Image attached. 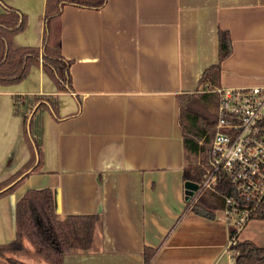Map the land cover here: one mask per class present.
<instances>
[{
  "label": "crops",
  "instance_id": "obj_1",
  "mask_svg": "<svg viewBox=\"0 0 264 264\" xmlns=\"http://www.w3.org/2000/svg\"><path fill=\"white\" fill-rule=\"evenodd\" d=\"M2 1L28 20L13 46L41 47L46 0ZM59 28L72 92L59 91L41 65L21 83L0 85V183L31 158L15 97L44 95L58 107L56 117L41 115L40 170L0 198V245L16 236L17 201L48 188L58 219L98 215L92 247L65 254L63 264H145L146 247L154 250L147 264H232L222 209L210 219L187 199L178 96L195 91L218 62L219 30L230 33L232 49L221 86L264 85V0L70 3ZM23 240L25 251L0 264H51Z\"/></svg>",
  "mask_w": 264,
  "mask_h": 264
},
{
  "label": "trees",
  "instance_id": "obj_2",
  "mask_svg": "<svg viewBox=\"0 0 264 264\" xmlns=\"http://www.w3.org/2000/svg\"><path fill=\"white\" fill-rule=\"evenodd\" d=\"M100 9L106 0H46L45 25L41 47L13 46V36L27 26L28 20L21 10L0 0L3 12L0 13V85L18 84L24 80L32 66L41 65L59 91L72 92L71 62L60 52V15L67 4ZM218 62L211 64L198 80V88L191 94L179 95V118L183 135L184 172L183 179L200 183L209 164V148L214 136L216 122L215 110L218 104L217 94L213 89L220 87L222 62L232 53L230 33L219 30ZM201 104L211 111V117L199 114L196 106ZM14 112L23 118L24 138L30 148V160L14 175L0 183V198L15 191L24 179L40 170L43 164L42 151V112L50 110L58 116L56 101L44 95H22L14 99ZM227 184L219 186L225 191ZM16 236L6 245H0V257L25 251L23 238L26 237L35 249V254L51 264H63L65 254L76 250L86 251L93 245V235L98 215H75L58 219L53 205L52 191L30 189L16 203ZM224 208V201L218 192H203L192 206V211L203 213L213 218L217 210ZM264 219V202L259 211ZM255 219V218H253ZM233 233L230 229L229 235ZM232 264H264V247H258L250 240L237 241ZM154 250L145 248V264L153 256ZM8 264H28L14 257H9Z\"/></svg>",
  "mask_w": 264,
  "mask_h": 264
},
{
  "label": "built area",
  "instance_id": "obj_3",
  "mask_svg": "<svg viewBox=\"0 0 264 264\" xmlns=\"http://www.w3.org/2000/svg\"><path fill=\"white\" fill-rule=\"evenodd\" d=\"M213 91L218 104L209 164L190 203L192 207L208 190L222 197V211L233 230L226 248L233 262L239 254L232 248L238 234L250 220L260 218L264 202V85L220 86ZM223 183L227 188L220 192Z\"/></svg>",
  "mask_w": 264,
  "mask_h": 264
},
{
  "label": "rangeland",
  "instance_id": "obj_4",
  "mask_svg": "<svg viewBox=\"0 0 264 264\" xmlns=\"http://www.w3.org/2000/svg\"><path fill=\"white\" fill-rule=\"evenodd\" d=\"M196 109L199 114H202L207 119L211 117L212 114L211 111H213L212 109L211 110L204 109L201 104H198L196 106ZM189 190L191 191V193L192 192L193 193L192 194L186 193L189 198L188 200H190L191 197H193L194 193L198 190V187H195L194 185L193 189H189ZM239 235L240 236L238 237L240 241L249 239L253 241L258 247H264V219H261V221L259 219L257 220L256 218L250 220L241 230Z\"/></svg>",
  "mask_w": 264,
  "mask_h": 264
},
{
  "label": "water",
  "instance_id": "obj_5",
  "mask_svg": "<svg viewBox=\"0 0 264 264\" xmlns=\"http://www.w3.org/2000/svg\"><path fill=\"white\" fill-rule=\"evenodd\" d=\"M194 185H195V187H198L197 183H194V182L192 183V182L186 181L185 182L186 193L192 194L193 192L191 193V191L189 189H193ZM187 199H189V198H187Z\"/></svg>",
  "mask_w": 264,
  "mask_h": 264
}]
</instances>
